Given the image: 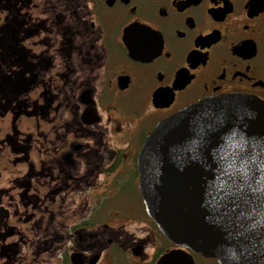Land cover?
I'll return each mask as SVG.
<instances>
[{"label":"flooded vegetation","instance_id":"af4514ba","mask_svg":"<svg viewBox=\"0 0 264 264\" xmlns=\"http://www.w3.org/2000/svg\"><path fill=\"white\" fill-rule=\"evenodd\" d=\"M236 95L264 102V0H0V264H219L161 233L138 156Z\"/></svg>","mask_w":264,"mask_h":264},{"label":"water","instance_id":"95a60500","mask_svg":"<svg viewBox=\"0 0 264 264\" xmlns=\"http://www.w3.org/2000/svg\"><path fill=\"white\" fill-rule=\"evenodd\" d=\"M242 151L264 157V102L253 97L204 100L154 129L138 156L139 188L147 214L170 242L219 264H264V214L243 235L218 214L220 168ZM175 254L159 264H179Z\"/></svg>","mask_w":264,"mask_h":264},{"label":"snow or ice","instance_id":"6c2138e0","mask_svg":"<svg viewBox=\"0 0 264 264\" xmlns=\"http://www.w3.org/2000/svg\"><path fill=\"white\" fill-rule=\"evenodd\" d=\"M220 172L224 186L220 189L218 214L223 218L227 214L238 234L243 235L246 228L256 226V217L264 214V157L242 151L234 155L226 168L221 167Z\"/></svg>","mask_w":264,"mask_h":264},{"label":"rangeland","instance_id":"374dc122","mask_svg":"<svg viewBox=\"0 0 264 264\" xmlns=\"http://www.w3.org/2000/svg\"><path fill=\"white\" fill-rule=\"evenodd\" d=\"M131 198V197H130ZM133 198H134V195H133Z\"/></svg>","mask_w":264,"mask_h":264}]
</instances>
